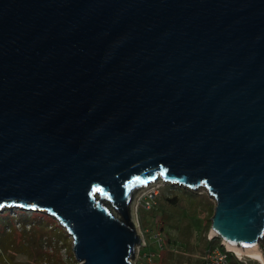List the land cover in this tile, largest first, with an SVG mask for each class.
I'll return each instance as SVG.
<instances>
[{
	"label": "water",
	"instance_id": "1",
	"mask_svg": "<svg viewBox=\"0 0 264 264\" xmlns=\"http://www.w3.org/2000/svg\"><path fill=\"white\" fill-rule=\"evenodd\" d=\"M158 180L261 250L264 0H0V212H45L79 264H134Z\"/></svg>",
	"mask_w": 264,
	"mask_h": 264
},
{
	"label": "rangeland",
	"instance_id": "2",
	"mask_svg": "<svg viewBox=\"0 0 264 264\" xmlns=\"http://www.w3.org/2000/svg\"><path fill=\"white\" fill-rule=\"evenodd\" d=\"M154 184L135 194L133 214L138 231L152 249L156 244L151 235L159 233L162 236L164 248L161 250L158 264H197L200 259L203 261L202 258L209 246L218 244V240H214L211 245L208 241L214 201L201 189L191 191L182 186L164 183L162 180ZM44 214L45 212L17 207L5 208L0 212L1 221L7 217L9 227L10 225L16 227V230L11 232L14 243L7 242L0 248L4 256L11 255L16 264H79L72 253L71 236L58 222L56 223L59 227L51 228L54 223L47 214ZM36 219H40L39 222ZM37 225L42 228L37 229ZM30 226L34 231L29 232L32 229ZM2 228L4 225L0 223V230ZM35 237L38 238L37 243L42 245L43 253L46 255L43 258L33 252L26 256L16 246L25 243L28 249L32 250L34 243L29 240ZM261 251L264 255V243H261ZM245 260L249 264H259L250 258Z\"/></svg>",
	"mask_w": 264,
	"mask_h": 264
},
{
	"label": "built area",
	"instance_id": "3",
	"mask_svg": "<svg viewBox=\"0 0 264 264\" xmlns=\"http://www.w3.org/2000/svg\"><path fill=\"white\" fill-rule=\"evenodd\" d=\"M145 207L149 208V206ZM140 235L142 245L137 247L134 264H138V261H140V264H158V260L161 257V250L164 248L162 236L159 233L151 235L156 244L155 248L152 249V246H149L146 242L145 237L141 233ZM214 240L212 235L208 233V241L212 243ZM262 243H264V240ZM245 258L248 257L239 255L227 247H222L218 242V244L209 246L202 259L204 264H249Z\"/></svg>",
	"mask_w": 264,
	"mask_h": 264
},
{
	"label": "trees",
	"instance_id": "4",
	"mask_svg": "<svg viewBox=\"0 0 264 264\" xmlns=\"http://www.w3.org/2000/svg\"><path fill=\"white\" fill-rule=\"evenodd\" d=\"M47 217L50 218L52 223H54L53 226L51 225V228L59 227V226H57V223H56L57 221H55L54 218L50 217L49 215ZM2 220L3 221L0 220V223L2 224V226L4 225V228H2L0 230V248L5 246V244L7 242L8 243H14V240L11 239V232H14L16 230V227L14 225H10L11 227H9V225H8L9 224V222H8L9 219L7 217L5 219L3 218ZM39 220L40 219H36L37 222H39ZM30 228H32V226H30ZM41 228H42L41 226L37 225V229H41ZM6 230H7V232H6ZM31 231H34V229L32 228L31 230H29V232H31ZM23 233L25 234V230L24 229H23ZM37 240H38V238H36V237L33 240H29V242L34 243V249H32V250H29L28 247H27V244H25V243H20L19 245H16V246L19 247L18 250L19 251H23L22 254H24L26 256H28L30 253L33 252V254L34 253H38L39 254L38 256L43 258L45 254L43 253L42 245L37 243ZM209 245H211V242H209ZM42 254H43V256H42ZM0 264H16V262L13 261L11 255L5 257L4 254H3V251L0 249Z\"/></svg>",
	"mask_w": 264,
	"mask_h": 264
},
{
	"label": "bare ground",
	"instance_id": "5",
	"mask_svg": "<svg viewBox=\"0 0 264 264\" xmlns=\"http://www.w3.org/2000/svg\"><path fill=\"white\" fill-rule=\"evenodd\" d=\"M229 249L236 252L239 255H244L259 264H264V258L259 248L241 249V248L235 247V248H229Z\"/></svg>",
	"mask_w": 264,
	"mask_h": 264
},
{
	"label": "crops",
	"instance_id": "6",
	"mask_svg": "<svg viewBox=\"0 0 264 264\" xmlns=\"http://www.w3.org/2000/svg\"><path fill=\"white\" fill-rule=\"evenodd\" d=\"M197 264H204L203 261L200 259V261Z\"/></svg>",
	"mask_w": 264,
	"mask_h": 264
}]
</instances>
